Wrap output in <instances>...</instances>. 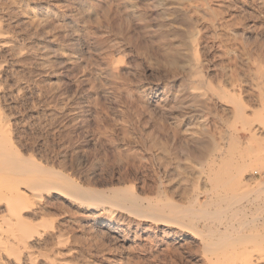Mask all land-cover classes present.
I'll return each instance as SVG.
<instances>
[{
	"label": "rangeland",
	"instance_id": "obj_1",
	"mask_svg": "<svg viewBox=\"0 0 264 264\" xmlns=\"http://www.w3.org/2000/svg\"><path fill=\"white\" fill-rule=\"evenodd\" d=\"M263 74L264 0H0V127L5 124L6 138L84 186H130L180 209L207 199L211 209L225 211L208 224L224 231L264 216ZM235 102L246 108L244 121L233 113ZM227 161L247 166L233 193L212 181ZM43 199L32 198L31 209L25 208L33 226L22 234L27 249L14 239L8 226L14 217L0 205V238L12 244H0V264H219L224 257L215 252L231 245L224 241L207 252L202 239L139 236L138 219L119 210L116 225L131 232L124 245L110 228H94L83 207L34 215L33 207L51 205L50 197ZM182 218L189 223L185 213ZM252 220L244 233L264 231V223ZM235 244L234 252L238 245L246 255L252 249L255 260L264 257V245Z\"/></svg>",
	"mask_w": 264,
	"mask_h": 264
},
{
	"label": "bare ground",
	"instance_id": "obj_2",
	"mask_svg": "<svg viewBox=\"0 0 264 264\" xmlns=\"http://www.w3.org/2000/svg\"><path fill=\"white\" fill-rule=\"evenodd\" d=\"M189 1V0H188ZM191 1V0H190ZM195 1V0H194ZM212 1V0H211ZM218 1V0H217ZM214 2V1H213ZM220 2V1H219ZM206 3V2H205ZM235 3V2H234ZM239 3V2H238ZM248 3V2H247ZM184 4V3H183ZM197 4V3H196ZM210 4V3H209ZM240 4V3H239ZM250 4V3H249ZM203 5V4H202ZM201 5V6H202ZM206 5V4H205ZM226 5V3H225ZM231 5V4H229ZM235 6V5H234ZM184 8V7H183ZM192 8V7H191ZM209 8V7H208ZM257 8V7H256ZM186 9V8H185ZM189 9V8H188ZM213 9V8H212ZM215 9V8H214ZM213 9V10H214ZM191 10V9H190ZM203 10V9H202ZM209 10V9H208ZM222 10V9H221ZM192 11V10H191ZM246 11V10H245ZM248 11V10H247ZM250 11V10H249ZM183 12V11H182ZM219 12V11H218ZM213 13V12H212ZM221 13V11H220ZM233 13V12H232ZM203 14V13H202ZM214 14V13H213ZM217 14V13H216ZM211 15V14H209ZM200 16V15H199ZM190 17V16H189ZM192 17V16H191ZM209 17V16H207ZM216 17V15L214 16ZM224 17V16H223ZM186 19V18H185ZM204 19V18H202ZM208 19V18H207ZM187 20V19H186ZM189 20V19H188ZM194 20V19H193ZM251 20V19H250ZM190 21V20H189ZM202 21V20H201ZM192 22V21H191ZM208 22V21H207ZM214 22V21H212ZM219 22V21H218ZM217 22V23H218ZM225 22V21H224ZM222 22V23H224ZM249 22V21H248ZM252 22V21H251ZM257 22V21H256ZM183 23V22H182ZM200 23V22H198ZM204 23V21H203ZM206 23V22H205ZM209 23V22H208ZM242 23V22H241ZM191 24V23H190ZM196 24V23H195ZM214 24V23H213ZM216 24V23H215ZM200 25V24H199ZM209 25V24H208ZM219 25V23H218ZM195 26V25H194ZM193 26V27H194ZM212 26V25H211ZM221 26V25H220ZM190 27V26H189ZM219 28V27H218ZM222 28V27H220ZM224 28V27H223ZM222 28V29H223ZM241 28V27H240ZM192 29V28H190ZM227 29V28H225ZM230 29V28H229ZM193 30V29H192ZM204 30V29H203ZM218 30V29H217ZM228 30V29H227ZM213 31V30H212ZM218 32V31H217ZM220 32V29H219ZM224 32V31H223ZM237 33V32H236ZM195 34V33H194ZM229 34V33H228ZM209 35V34H208ZM223 36V35H222ZM225 36V35H224ZM189 37V36H188ZM197 37V36H196ZM216 37V36H215ZM226 37V36H225ZM224 37V39H225ZM233 37V35L231 36ZM204 38V36H203ZM213 38V37H212ZM230 38V37H229ZM220 39V38H219ZM222 39V38H221ZM232 39V38H231ZM199 40H197L198 42ZM201 41V39H200ZM222 41H224L222 39ZM226 41V40H225ZM236 41V40H233ZM192 42V41H191ZM196 42V43H197ZM214 42V40L212 41ZM228 42V41H227ZM219 43V42H218ZM187 44V43H186ZM206 44V43H205ZM230 44V43H229ZM188 45V44H187ZM193 45V44H192ZM191 45V46H192ZM220 45V43H219ZM201 46V45H200ZM215 46V43L214 45ZM212 46V47H213ZM217 46V44H216ZM221 46V45H220ZM195 47V46H194ZM206 47V46H205ZM234 47V46H233ZM225 48V47H224ZM201 49V48H200ZM212 49V48H211ZM220 49V47H219ZM213 50V49H212ZM211 50V51H212ZM195 51V50H194ZM201 51V50H200ZM206 51V50H205ZM177 52V51H176ZM206 55V54H205ZM225 55V54H224ZM212 56V55H211ZM210 57V56H209ZM218 57V56H217ZM239 57V56H238ZM230 58V57H229ZM208 59V55H207ZM196 60V59H195ZM216 60V59H215ZM240 60V59H239ZM186 61V60H185ZM209 61V60H208ZM217 61V60H216ZM220 61V60H219ZM252 61V60H251ZM260 61V60H259ZM174 62V61H173ZM200 62V60H199ZM212 62V60H211ZM232 62V60H231ZM234 62V61H233ZM239 62V61H237ZM261 62V61H260ZM203 63V62H202ZM224 63V62H223ZM241 63V62H240ZM179 64V63H178ZM210 64V63H209ZM208 64V65H209ZM215 64V63H213ZM230 64V63H229ZM228 64V65H229ZM237 64V63H236ZM258 64V63H257ZM256 64V65H257ZM202 65V64H201ZM207 65V66H208ZM222 65V64H221ZM239 65V64H238ZM236 65V66H238ZM179 66V65H178ZM247 66V65H246ZM182 67V66H181ZM180 67V68H181ZM200 67V66H199ZM202 67V66H201ZM209 67V66H208ZM184 68V67H183ZM196 68V67H195ZM207 68V67H206ZM216 68V67H215ZM226 69V68H224ZM241 69V68H240ZM260 69V68H259ZM208 70V69H206ZM210 71V70H209ZM222 71V70H221ZM208 72V71H207ZM220 72V71H219ZM223 73V72H221ZM263 73V72H262ZM206 74V72H205ZM208 75V74H207ZM264 75V74H263ZM211 76V75H210ZM222 76V75H221ZM191 77V76H189ZM260 77V75H259ZM188 78V77H187ZM221 78V77H220ZM263 78V77H262ZM207 80V79H206ZM205 80V81H206ZM263 80V79H262ZM211 81V78H210ZM242 81V80H241ZM261 81V79H260ZM208 82V81H207ZM215 82V81H214ZM263 82V81H262ZM203 83V82H202ZM240 83V82H239ZM204 85V83H203ZM177 86V85H176ZM184 86V85H183ZM192 86V85H191ZM175 87V86H174ZM185 88V87H184ZM172 89V88H171ZM182 89V88H180ZM211 90V89H208ZM172 91V90H171ZM191 91V90H190ZM214 91V90H213ZM211 92V91H210ZM192 93V92H191ZM197 93V92H196ZM195 93V94H196ZM214 93V92H213ZM216 93V92H215ZM198 94V93H197ZM221 96L225 95V92L222 91ZM183 95V94H182ZM181 96V95H180ZM216 97V94L214 95ZM220 96V95H219ZM156 97V96H155ZM167 97V96H166ZM170 97V95H169ZM168 97V98H169ZM192 101L197 103H202L204 107L206 108L205 101H200L197 96H191ZM179 98V97H178ZM190 98V97H189ZM183 99V98H181ZM217 99V98H216ZM228 98L226 97V100ZM184 100V99H183ZM229 100V99H228ZM217 102V101H216ZM223 103V100H222ZM225 103V102H224ZM236 103V108L233 110L238 119H243L246 114V108L242 106L240 103ZM171 104V103H170ZM196 104V103H195ZM199 104V105H200ZM173 105V104H172ZM231 106V105H230ZM172 107V106H171ZM186 107V106H185ZM232 107V106H231ZM229 108V107H228ZM185 110V109H184ZM205 110V109H204ZM207 110V109H206ZM214 111V110H213ZM210 112V111H209ZM184 116V115H182ZM178 119V118H177ZM208 119V118H207ZM209 122V121H208ZM209 124V123H208ZM248 124V123H245ZM5 124L0 127V205L3 204L6 208V211L8 214L12 215L14 218H10L8 220V226H10L11 233L13 232L14 235L16 234L17 238L16 241L18 243H22L24 247L27 249L29 247V243L27 241H24L23 233L24 232H30V223L31 219L29 218L30 214H26L24 212H27L25 208H29L30 205V199L32 198H40L45 199L46 197H50V204L47 205L46 208L40 207L36 210L34 215H46L49 212V209H54V211L57 214H62L64 212L73 213L75 210H77V206L83 207V213L85 214V218H90L93 221V227H97L96 229H111L113 234L115 235V239L121 241L124 243V245L128 242L129 236H131L130 228L129 226L126 228L121 227L120 225H116L115 218L118 214L117 211H126L130 215L136 217L138 219L137 222V229L135 230L136 235H145L146 237H151V234H154L155 236L163 235V237H170L171 240H182L186 242L190 239H202V245L205 251L207 252H215L218 251V247L220 244L224 241L231 242V245L235 243H243L245 245L252 244L253 246L256 245L262 246L264 245V231H261L259 229L252 230L250 227V231L247 233H244V230L247 229V227L250 225V220H239L236 222L240 223V227L236 228L233 227L231 223L230 225L233 230L232 231H224L222 229L211 227L208 224L210 219H220L223 213H225L224 210H213L209 207L211 203L205 199L199 203V206L196 208H183L180 209V207H174L173 203L165 202V201H157L155 199L144 198L139 195L134 189H132L130 186H112L110 188H94L90 186H84L75 181L73 178H71L68 174H66L64 171L56 170L55 168L48 167L46 165H43L41 162H39L37 159H35L32 155L27 156L24 155L14 144L11 138H6L5 136ZM248 131L253 134L254 129L252 126H249ZM229 133V132H228ZM242 133V132H241ZM201 134V133H200ZM202 135V134H201ZM211 135V134H210ZM213 135V134H212ZM224 135V134H223ZM240 135V134H239ZM247 135V134H246ZM214 136V135H213ZM228 136V135H227ZM212 137V136H211ZM213 138V137H212ZM215 139V138H214ZM243 140V139H242ZM216 141V139H215ZM210 143V142H209ZM206 145V144H205ZM214 145L216 143L214 142ZM217 146V145H216ZM226 146V145H225ZM214 148V147H213ZM188 149V148H187ZM198 149V148H197ZM225 150V149H224ZM190 151V150H189ZM199 151V150H198ZM193 152V151H192ZM202 153V152H201ZM222 154V153H221ZM205 155V154H204ZM216 155V154H215ZM219 155V153L217 154ZM224 155V154H223ZM196 156V155H195ZM203 156V155H202ZM221 156V155H220ZM227 156V155H226ZM211 157V156H210ZM215 157V156H214ZM218 157V156H217ZM213 158V157H212ZM239 158V157H238ZM254 158V157H253ZM256 158V157H255ZM226 159V158H225ZM211 160V159H210ZM213 160V159H212ZM216 160V158H214ZM222 160V158H221ZM239 161V160H238ZM208 162V161H207ZM214 162V161H213ZM240 162V161H239ZM201 163V162H200ZM209 163V162H208ZM221 163V162H220ZM224 163V161H223ZM250 163V162H249ZM210 164V163H209ZM212 164V161H211ZM210 164V165H211ZM247 164V163H246ZM220 165V164H219ZM217 166V165H215ZM208 167V166H207ZM247 166H240L233 161H227L226 167H221L218 170L215 169V177L212 179V181L218 185L219 187L225 188L226 192L236 191L238 187L241 185V177L243 176V168H246ZM216 168V167H215ZM218 168V167H217ZM212 169V168H210ZM249 169V168H247ZM206 170V169H205ZM208 171V170H207ZM247 172V170L244 169V172ZM207 173V172H206ZM209 173V172H208ZM205 174V173H204ZM203 173L201 175H204ZM209 175V174H207ZM200 176V175H199ZM206 176V175H204ZM213 177V175H212ZM209 178V177H208ZM243 178V177H242ZM143 181V180H142ZM209 182V180H208ZM120 183V182H119ZM211 183V182H210ZM213 183V185H214ZM212 185V184H211ZM258 186V184H257ZM263 186V185H261ZM256 187V186H255ZM218 187H216L217 189ZM258 188V187H257ZM264 188V187H263ZM215 189V188H214ZM215 189V190H216ZM219 190L221 188H218ZM217 189V190H218ZM261 189V188H260ZM211 190V189H210ZM223 190V189H222ZM253 191V188H252ZM255 192V191H254ZM261 192V191H260ZM199 193V192H198ZM218 193V192H217ZM225 193V192H224ZM236 193V192H235ZM221 194V193H219ZM250 194V193H249ZM253 194V193H251ZM256 194V193H255ZM165 195V194H164ZM211 195V194H210ZM227 195V194H226ZM225 195V196H226ZM228 195H231L228 193ZM239 194L238 198L241 200ZM254 195V194H253ZM257 195V194H256ZM254 195V196H256ZM259 195V194H258ZM17 196H21L23 200L20 201V198L18 199V203L15 201ZM246 197V195H244ZM209 197V196H208ZM212 197V196H211ZM218 197V195H217ZM221 197V196H219ZM236 196L234 195L233 198ZM243 197V196H242ZM243 197V198H245ZM214 198V197H213ZM229 198V197H228ZM43 199V200H44ZM210 199V198H208ZM218 199V198H216ZM221 199H227L222 195ZM230 199V198H229ZM237 199V197H236ZM248 199V198H247ZM246 199V200H247ZM260 199V198H258ZM220 199H218L219 201ZM233 200V199H232ZM264 200V199H263ZM226 202V201H224ZM217 203V202H216ZM263 203V202H262ZM224 204V203H223ZM222 204V205H223ZM249 204V203H248ZM259 204V203H258ZM53 205V206H52ZM33 206V205H32ZM51 206V207H50ZM110 206V213L106 212L107 207ZM186 206V205H184ZM197 206V205H196ZM226 206V205H223ZM238 206V205H237ZM246 206V205H245ZM243 206V207H245ZM256 206V205H255ZM217 207V205H216ZM221 207V206H219ZM230 207V206H228ZM232 207V206H231ZM262 207V206H261ZM245 209V208H244ZM264 209V208H263ZM105 210V213L102 212ZM229 211V210H228ZM241 211V210H240ZM29 212V211H28ZM231 212V211H230ZM239 212V211H238ZM246 212V211H245ZM244 212V215H245ZM30 213V212H29ZM185 213L186 217L188 218V222L186 223L184 221V217L182 218V214ZM227 213V212H226ZM104 214H110V217H104ZM234 214V212H233ZM254 214V213H253ZM261 215V214H260ZM190 216L192 217L193 221L197 222H203L204 228L199 229L196 225H192L190 222ZM227 216V215H226ZM236 216V215H235ZM240 216V213H239ZM7 217V214L4 216V218ZM233 217L230 216L229 219ZM242 217V215H241ZM236 218V217H235ZM255 218V216L253 217ZM2 219V218H1ZM222 219V218H221ZM234 219V218H232ZM6 219H4L5 221ZM237 220V219H236ZM261 221L264 223V216L255 218L252 221ZM86 221V220H85ZM220 221V220H219ZM215 222V221H214ZM218 222V221H217ZM223 222V221H221ZM2 223L3 220H2ZM6 223V221H5ZM62 223H65V220L63 219ZM90 223V222H89ZM191 223V224H190ZM213 223V222H212ZM230 223V222H229ZM228 223V224H229ZM238 223V224H239ZM217 223H214V226ZM219 224V223H218ZM224 224V223H223ZM222 224V225H223ZM252 224H254L252 222ZM2 225V224H0ZM229 225V226H230ZM235 225V224H234ZM5 226V225H4ZM182 228H180V227ZM217 226V225H216ZM220 226V225H219ZM254 226V225H253ZM252 226V227H253ZM33 228V226H31ZM192 228L189 232L185 228ZM203 227V226H202ZM222 227V226H221ZM228 227V226H227ZM2 228V227H1ZM0 228V229H1ZM255 228V226H254ZM36 229V227H35ZM3 230V229H1ZM0 230V231H1ZM5 230H8L5 228ZM9 230V231H10ZM27 230V231H26ZM29 230V231H28ZM34 230V229H33ZM229 230V229H227ZM109 231V230H108ZM107 231V232H108ZM7 234L8 232L5 231ZM102 232V231H101ZM3 233V232H2ZM100 233V232H99ZM109 233V232H108ZM133 233V232H132ZM110 234V233H109ZM20 235V236H19ZM13 236V235H12ZM27 237V234L25 235ZM153 236V235H152ZM25 237V238H26ZM8 238V237H7ZM22 238V239H21ZM134 239V238H133ZM166 239V238H165ZM137 240V239H136ZM249 240V242H247ZM151 241V240H150ZM169 241V240H168ZM171 241V242H172ZM10 244V240H6V238L3 236L0 238V244L1 247L6 245V243ZM162 242V241H161ZM225 244V243H222ZM221 244V245H222ZM130 245V244H129ZM177 245V244H176ZM227 245V244H225ZM224 247L222 248H225ZM230 247H227L226 249H223L219 252L218 255H222L223 259H218L219 264H236L237 262H240V264H255L254 261H261L264 259V257L260 256L258 259H253V253H250L252 251L249 250L250 254L247 255L244 253V248L238 249V245L236 246V251L234 252L231 250ZM236 245V244H235ZM240 245V244H239ZM15 246V244H13ZM252 246V248H254ZM12 247V246H11ZM20 246H18L19 248ZM6 249V247H4ZM3 248V249H4ZM10 248V247H9ZM14 248V247H13ZM11 248V251L12 249ZM21 248V247H20ZM220 248V247H219ZM221 248V249H222ZM233 248V246H232ZM248 248V246H247ZM17 249V246L14 250ZM256 249V248H255ZM259 249V248H258ZM18 253V250L15 251ZM262 251V249L260 248ZM257 250V251H260ZM4 251V250H3ZM255 251V252H257ZM233 252V253H232ZM232 253V254H230ZM244 253V254H243ZM259 253V252H258ZM262 253V252H260ZM206 254V253H205ZM212 254V253H211ZM231 255L232 258H229ZM30 255V254H29ZM246 255V256H245ZM16 256V255H15ZM19 257V255L17 254ZM33 256V253H32ZM245 256V257H244ZM217 257V256H216ZM20 259V258H17ZM36 259V258H35ZM210 259V258H209ZM212 260V259H211ZM210 261V260H208ZM237 261V262H236ZM211 262V261H210ZM214 262V261H213ZM216 262V261H215ZM263 262V261H262ZM217 263V262H216ZM264 263V262H263Z\"/></svg>",
	"mask_w": 264,
	"mask_h": 264
}]
</instances>
